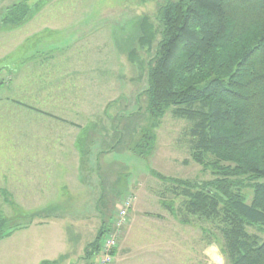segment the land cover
I'll list each match as a JSON object with an SVG mask.
<instances>
[{"label": "trees", "instance_id": "16d2710c", "mask_svg": "<svg viewBox=\"0 0 264 264\" xmlns=\"http://www.w3.org/2000/svg\"><path fill=\"white\" fill-rule=\"evenodd\" d=\"M31 17L25 3H16L2 23L20 26ZM158 17L160 39L143 90L148 124L135 149L153 152L167 111L190 120L191 158L212 177L197 181L151 171L165 184L161 206L182 224L215 223L228 264H264V241L247 230L264 229V0H164ZM140 32L139 49L129 55L138 63L136 51L150 50L157 35L146 16ZM39 216L29 214V221ZM111 218L101 214L84 249L85 264L96 260ZM28 224L9 225L0 214V240Z\"/></svg>", "mask_w": 264, "mask_h": 264}, {"label": "rangeland", "instance_id": "374dc122", "mask_svg": "<svg viewBox=\"0 0 264 264\" xmlns=\"http://www.w3.org/2000/svg\"><path fill=\"white\" fill-rule=\"evenodd\" d=\"M163 2L164 0H0V21L8 8L16 3L28 6L32 16L30 19L42 10H58L56 16H59L56 18L64 27L56 32H38L36 39L44 41L54 36L56 39L63 38V42L68 45L67 55L63 57L68 60L67 78L63 76L62 79L53 78L51 81L54 91L61 89L59 91H62L63 96L54 94L52 99L54 106L62 105L63 110L67 108L70 119L87 125L80 129L70 128V139L78 137L80 168L84 171L82 177L86 183L94 186V192H91L94 200L90 199L89 190L84 188L83 196L89 195L83 199L84 208L79 207L80 203L73 197H78V192H70L71 198L67 203L69 207L54 213L50 219V228L46 231L34 228L32 237L18 239L22 250L20 264H40L44 256L48 258L43 260L44 264H85L84 249L93 241L100 228L101 214L105 217L112 214L109 221L111 228L123 197L130 192L136 196L134 204L139 200L138 208L150 212H166L159 205L165 184L153 176L151 171L197 181L212 177L209 169H204L191 158L188 133L192 122L176 117L171 110L166 112L155 130L153 152L139 153L135 149L140 130L148 124V113L145 111L147 102L143 90L147 87V63L154 56L160 39L158 8ZM59 10L64 11L59 13ZM144 16L153 24L157 35L150 50L136 51L135 54L141 61L138 63L129 55L132 49H139L140 23ZM57 20L54 24H58ZM37 24L31 23L23 29L29 32ZM53 55L59 53L54 51ZM60 61L61 58L54 66H61ZM44 82L41 79L39 85H44ZM80 192L79 195L82 196ZM247 192V202H250L251 192ZM101 195L102 200L99 201ZM165 196L171 197L170 193ZM90 205L92 209L89 208ZM97 206L100 208H96ZM16 208L12 204H3L0 195V213L9 218V225L29 223V214L25 218L20 216L14 219L13 212H17ZM92 211L98 215L95 221ZM193 224L198 229L197 233L201 230L202 236L214 243L218 250L214 254L217 256L216 253L220 252L222 264H228L221 252L222 240L216 224L196 221V224L190 225ZM247 230L257 235L259 242L264 241V229L250 226ZM7 238L0 240V264H19L12 253L14 238ZM202 240L204 243L205 239ZM199 243L197 240L191 247L196 246L198 251ZM188 255L182 254V264H189L185 258L190 257V264L202 263L197 252L196 256ZM194 258L197 262H194ZM90 261L95 264L94 257ZM207 261L208 259L205 263ZM213 264H217L215 258Z\"/></svg>", "mask_w": 264, "mask_h": 264}, {"label": "crops", "instance_id": "0c3cea01", "mask_svg": "<svg viewBox=\"0 0 264 264\" xmlns=\"http://www.w3.org/2000/svg\"><path fill=\"white\" fill-rule=\"evenodd\" d=\"M57 11L42 10L19 27L0 21V195L3 204L18 208L13 212L14 219L40 213L9 236L14 238L12 253L19 264L22 250L18 239L32 237L34 228L37 231L50 228L54 213L69 207L70 192H78V197L72 195L81 208L89 195L94 200L91 193L94 186L82 177L81 151L77 146L80 141L78 137L70 139V128L87 125L70 119L67 108L54 106L52 99L54 94H63L61 89L54 91L51 81L67 78L68 60L63 57L67 55L68 45L63 38L54 36L44 41L36 39L38 32H56L64 27L56 18ZM55 20L58 24H54ZM31 23L38 24L26 32L23 28ZM54 51L59 55L54 56ZM60 58L61 66H54ZM41 79L45 80L44 85H39ZM84 188L90 192L85 197ZM3 193H7L10 201ZM138 207L139 200L129 213V223L119 238L112 264H182V254L196 256V252L201 264H213L214 258L217 264H222L220 252L214 254L218 251L214 243L207 241L200 229L197 233L194 224H181L168 211L150 212ZM89 208L92 209L91 205ZM91 214L95 221L98 215L93 211ZM196 238L200 242L198 251L196 246L191 247ZM44 259L47 256L39 263ZM185 260L190 264L191 257ZM194 262H197L195 258Z\"/></svg>", "mask_w": 264, "mask_h": 264}, {"label": "built area", "instance_id": "2783aa9c", "mask_svg": "<svg viewBox=\"0 0 264 264\" xmlns=\"http://www.w3.org/2000/svg\"><path fill=\"white\" fill-rule=\"evenodd\" d=\"M135 194L130 192L126 194L112 221L111 228L103 238L100 250L95 260V264H112L118 249V240L129 223V213L132 210Z\"/></svg>", "mask_w": 264, "mask_h": 264}]
</instances>
